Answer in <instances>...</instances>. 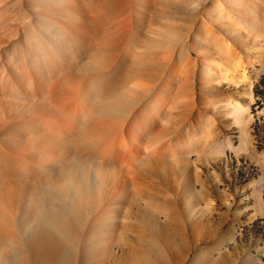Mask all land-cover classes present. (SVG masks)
I'll return each mask as SVG.
<instances>
[{"label":"rangeland","instance_id":"1","mask_svg":"<svg viewBox=\"0 0 264 264\" xmlns=\"http://www.w3.org/2000/svg\"><path fill=\"white\" fill-rule=\"evenodd\" d=\"M138 8L121 78L92 82L84 124L114 153L73 146L66 183L26 207L76 220L71 264H264V0ZM85 57L73 79L96 81L101 58ZM36 235L24 227L0 264L29 263Z\"/></svg>","mask_w":264,"mask_h":264},{"label":"bare ground","instance_id":"2","mask_svg":"<svg viewBox=\"0 0 264 264\" xmlns=\"http://www.w3.org/2000/svg\"><path fill=\"white\" fill-rule=\"evenodd\" d=\"M151 3L0 0V254L31 225L37 235L29 242L31 257L25 264L46 257L56 264H71L66 252L78 235L76 220H66L62 211H56V218L43 224V211H30L26 204L43 196L39 191L43 184L66 183L73 146L101 156L111 151L113 139L98 138L84 125L93 110L90 89L92 82L117 84L133 13ZM86 55L101 58L95 66L96 81L89 75L73 79L74 63Z\"/></svg>","mask_w":264,"mask_h":264}]
</instances>
